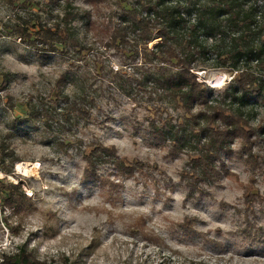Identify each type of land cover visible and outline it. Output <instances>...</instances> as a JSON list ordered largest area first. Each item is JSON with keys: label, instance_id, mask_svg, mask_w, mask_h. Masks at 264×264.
Listing matches in <instances>:
<instances>
[{"label": "trees", "instance_id": "obj_1", "mask_svg": "<svg viewBox=\"0 0 264 264\" xmlns=\"http://www.w3.org/2000/svg\"><path fill=\"white\" fill-rule=\"evenodd\" d=\"M46 1L48 6H61V16L53 24L39 14L18 16L23 23L15 29L20 39H27L43 54L68 52L69 46L80 54L89 48L80 37L79 29L84 28L96 43L112 48L123 59L110 69L107 83L113 92L108 91L106 98L114 100L115 94L122 93L135 101L141 108L144 136L172 159L186 156L180 182L187 200L209 196V188L225 177L236 180L228 159L238 158L247 166L250 174L242 183V200L225 204L237 224V235L252 249L264 250V192L258 186L260 176L264 181V119L254 122L252 118V106L264 104V17L257 11L264 0H125L127 5L118 4L108 15L104 6L109 0H83L90 10L75 6L74 0ZM211 69H229L234 75L220 90L202 87L198 72L206 76ZM10 75L3 73L0 90L7 89ZM76 81V74L66 69L48 94H29L26 104L31 118H45L43 125L49 130L62 121L83 134L89 123L103 125L111 120L104 110L103 80L96 82V95L71 92L68 85ZM11 97L7 93V105ZM84 135L46 141L65 158L77 152L83 161L81 186L108 198L126 181L169 184L167 169L158 162L122 155L98 134L86 139ZM20 160L16 149L0 137V221L7 220L1 218L7 208L25 215L37 209L24 179L8 178L14 176L13 167ZM170 183L171 190L178 187ZM199 222L198 215L186 214L177 225L184 234H192ZM0 260L2 264H48L26 246L0 253Z\"/></svg>", "mask_w": 264, "mask_h": 264}, {"label": "rangeland", "instance_id": "obj_2", "mask_svg": "<svg viewBox=\"0 0 264 264\" xmlns=\"http://www.w3.org/2000/svg\"><path fill=\"white\" fill-rule=\"evenodd\" d=\"M45 2L0 0V83L4 72L12 78L7 89L0 90V137L22 158L13 167L14 176L8 178H23L27 194L37 204V209L27 215L8 208L1 214L7 220L0 221V253H13L26 246L35 258L48 264H264V250L252 249L251 243L237 235V224L225 204L237 205L242 200V183L250 174L247 166L238 158L228 159L237 179L225 177L209 188V196L187 200L180 182L186 156L172 159L144 136L141 108L135 101L122 93L115 94L114 100L106 98L108 91L113 92L107 83L110 69L117 68L123 58L112 48L96 43L84 28L79 29L80 37L89 48L80 54L70 46L69 53L59 50L43 54L27 39H20L15 29L23 23L18 16L39 14L50 24L61 16V6ZM73 3L90 10L83 0ZM108 3L104 6L106 15L118 4L127 5L125 0ZM257 8L264 17V6ZM66 69L78 78L68 85L71 92L86 90L96 95V82L102 79L104 83V110L112 119L103 125L89 123L85 135L62 121L47 129L45 118H31L26 104L29 94H48ZM198 73L202 87L206 84L218 90L234 75L229 69H211L206 76L204 71ZM9 92L11 105L6 103ZM252 111L254 122L264 119V104L253 105ZM23 122L27 124L21 126ZM76 133L85 139L98 134L104 143L115 144L122 155L158 162L167 169L168 186L163 181L157 186L126 181L108 198L97 189L81 186L83 161L77 152L65 158L46 142ZM258 180L259 190L264 192L262 176ZM170 181L178 185L175 190L170 189ZM186 214L200 218L192 234H184L177 225Z\"/></svg>", "mask_w": 264, "mask_h": 264}]
</instances>
